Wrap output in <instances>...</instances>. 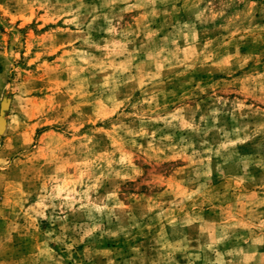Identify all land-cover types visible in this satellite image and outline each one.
<instances>
[{"label": "clouds", "instance_id": "9594fccd", "mask_svg": "<svg viewBox=\"0 0 264 264\" xmlns=\"http://www.w3.org/2000/svg\"><path fill=\"white\" fill-rule=\"evenodd\" d=\"M0 264H264V0H0Z\"/></svg>", "mask_w": 264, "mask_h": 264}]
</instances>
